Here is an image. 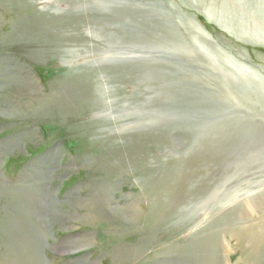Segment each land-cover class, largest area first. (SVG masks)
<instances>
[{
  "label": "rangeland",
  "instance_id": "rangeland-1",
  "mask_svg": "<svg viewBox=\"0 0 264 264\" xmlns=\"http://www.w3.org/2000/svg\"><path fill=\"white\" fill-rule=\"evenodd\" d=\"M263 221L264 0H0L5 263L264 264Z\"/></svg>",
  "mask_w": 264,
  "mask_h": 264
},
{
  "label": "bare ground",
  "instance_id": "bare-ground-1",
  "mask_svg": "<svg viewBox=\"0 0 264 264\" xmlns=\"http://www.w3.org/2000/svg\"><path fill=\"white\" fill-rule=\"evenodd\" d=\"M110 2V1H109ZM116 3V2H115ZM83 5V4H82ZM91 9V8H90ZM86 10V9H85ZM137 10V9H136ZM88 11V10H87ZM124 16V15H123ZM123 19V18H122ZM205 49V48H204ZM147 54V53H146ZM150 55V54H149ZM205 55V54H204ZM133 57V56H132ZM137 57H143V56H138ZM136 57V58H137ZM152 57V56H151ZM148 58V57H146ZM145 58V59H146ZM151 59V58H150ZM153 59V57H152ZM109 58H104L102 59V61H108ZM212 62H215V61H212ZM211 63V62H210ZM227 64V63H226ZM218 66V65H217ZM190 71V70H189ZM203 75V74H202ZM206 75V74H205ZM208 76V75H207ZM156 77V76H155ZM223 83V81H222ZM197 85V84H196ZM77 91V90H76ZM209 91V90H207ZM212 92V91H211ZM149 94V93H148ZM147 96V95H146ZM149 97V96H148ZM145 99V98H144ZM159 99V98H158ZM222 99V98H221ZM220 100V99H219ZM134 101V100H133ZM125 102V101H123ZM146 102V101H145ZM151 102V101H150ZM136 103V102H135ZM139 103V101H138ZM152 104V103H150ZM127 104H125L124 106L122 107H126ZM142 106V104L140 105ZM134 110V109H133ZM107 111V110H106ZM100 112V111H99ZM97 113V112H96ZM156 115V114H154ZM157 120V119H155ZM154 121V120H153ZM143 126V125H142ZM144 127V126H143ZM204 132V131H203ZM215 145V144H214ZM172 150V149H171ZM227 156V155H226ZM155 180V179H153ZM234 196V195H233ZM24 197V196H23ZM22 197V198H23ZM232 197V196H231ZM34 197H28L26 200L22 199L20 200L19 202V207L18 209L16 210V214L14 216H11V223L12 224H8L10 225L12 228H14L16 230V227L20 224V222L23 221V218L27 217L31 220V225L28 224L27 225V229L29 230V237H31L32 234H35L36 236H39V233H41V235L43 236L45 234L44 232V228L43 226H40V225H37L36 221L33 222V219L35 218L36 216V208L38 203L37 201H35ZM240 200V199H239ZM236 201V200H235ZM223 203V202H222ZM15 205V204H14ZM218 205V204H217ZM221 206V205H220ZM41 207V205H40ZM39 207V208H40ZM225 207V206H224ZM106 209H107V206H104V208L102 209L103 212L102 213H105L106 212ZM207 210V209H206ZM174 213V212H173ZM238 217V216H236ZM204 222V221H203ZM9 223V222H8ZM7 224V223H6ZM259 225H261L262 227H264V221L263 222H260L258 224H253L250 228H248L246 230V232H248V235L246 236V240L248 239V241H250L253 237H251L252 235H249L250 232H253V233H256L255 235L257 236L256 239H254V241L251 242V247H252V251H254L256 253L257 250H259L261 247V242H262V239H263V232L260 233L258 229V227H260ZM32 233V234H31ZM260 233V234H258ZM9 235H7V242L9 244V250L11 252V260L9 262V264H13V263H16L17 260L16 258H19L21 259V252L18 250V248L15 247V245H13V243H15V241H17V239L14 240L12 234H14L13 231H11V233H8ZM258 234V235H257ZM255 237V236H254ZM40 240V239H39ZM258 240V241H257ZM36 241V240H34ZM40 242V241H39ZM256 242H259V244H255ZM40 247V246H39ZM250 247V248H251ZM42 249V248H41ZM249 252H250V249H249ZM42 253V252H41ZM4 256H1L0 257V264H4ZM23 264H46L45 260L43 259L42 256H40L38 254V252L33 255V254H25L23 255V260L22 262ZM7 264V263H5ZM19 264V263H18Z\"/></svg>",
  "mask_w": 264,
  "mask_h": 264
}]
</instances>
